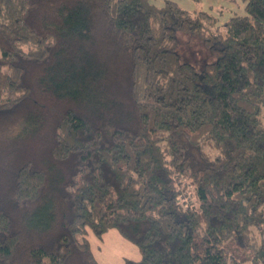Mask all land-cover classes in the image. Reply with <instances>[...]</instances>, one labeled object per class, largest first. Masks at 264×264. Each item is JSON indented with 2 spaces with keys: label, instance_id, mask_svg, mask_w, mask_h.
Instances as JSON below:
<instances>
[{
  "label": "trees",
  "instance_id": "16d2710c",
  "mask_svg": "<svg viewBox=\"0 0 264 264\" xmlns=\"http://www.w3.org/2000/svg\"><path fill=\"white\" fill-rule=\"evenodd\" d=\"M243 2L0 0V264H101L110 229L139 249L121 264H264V0Z\"/></svg>",
  "mask_w": 264,
  "mask_h": 264
},
{
  "label": "rangeland",
  "instance_id": "374dc122",
  "mask_svg": "<svg viewBox=\"0 0 264 264\" xmlns=\"http://www.w3.org/2000/svg\"><path fill=\"white\" fill-rule=\"evenodd\" d=\"M180 6L190 10H207L214 13L218 19L224 20L230 15L243 12V0H174ZM156 4H161L163 0H154ZM178 35V50L183 59L194 63H199L205 58L209 57V53L204 51L201 47V41L193 36L185 35L177 31ZM8 121V120H7ZM9 122V121H8ZM0 143L10 149L13 145L9 142ZM48 157V153H44ZM4 185L7 183L0 180ZM193 185H187L185 194L190 195L194 199ZM188 195V196H189ZM87 239L90 242L91 249L101 264H121L125 258H138L139 249L136 245L122 237L115 229H110L103 234L102 238L97 237L92 232H89Z\"/></svg>",
  "mask_w": 264,
  "mask_h": 264
}]
</instances>
